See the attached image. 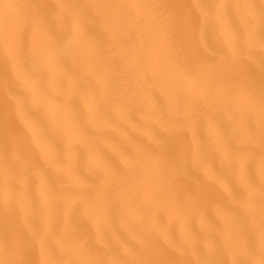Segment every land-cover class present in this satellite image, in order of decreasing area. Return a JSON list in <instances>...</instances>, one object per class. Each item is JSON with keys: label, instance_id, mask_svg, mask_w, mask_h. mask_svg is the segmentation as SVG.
<instances>
[{"label": "bare ground", "instance_id": "6f19581e", "mask_svg": "<svg viewBox=\"0 0 264 264\" xmlns=\"http://www.w3.org/2000/svg\"><path fill=\"white\" fill-rule=\"evenodd\" d=\"M15 3H40L48 6L46 30L21 25L17 39L19 56L17 71H9L10 87L5 88V52L0 22V197L4 184V145L15 138L20 152L17 167L28 175L25 185H17L13 212L7 227L28 240L25 258L33 264L76 258L72 240L86 241L101 247L98 229L108 246L124 252L133 250L144 258L170 261L172 264H195L209 247L223 245L222 232L226 218L224 209L232 207L234 194L242 181H251L257 188L260 175L261 145L259 112L244 110L240 114V129L220 109H205L192 117L178 114L168 95L152 77H141L131 102L125 100L120 85L113 92L115 100H102L103 82L100 74L84 59L87 39L98 29L84 27L85 37L69 46L58 65L50 63L45 46L50 35H62L60 26L62 3H111L113 0H12ZM162 6L158 11L170 21L171 30H179L187 44L199 48L203 38L209 45L222 48L224 30L243 36L244 10L235 5L261 0H136ZM216 5H229L224 10ZM164 30L155 35L145 31L124 34L117 38L140 47L153 46L163 53ZM100 43L114 44L105 33ZM257 62L241 65L235 78L254 86L257 96L261 86ZM118 102H121L118 104ZM177 121L178 126L171 127ZM255 131L254 143H247L246 133ZM143 146L153 154L167 157L178 154L183 169L175 175L179 195L173 200L168 188L160 183L155 194L144 201L140 211L112 212L107 217L90 206L96 193L88 185L99 182L110 162L134 154ZM223 148L251 154L243 176L227 166ZM134 179V178H133ZM148 179L147 177L145 178ZM47 187L59 191L81 193L72 208L58 202L54 219L49 220L42 201ZM191 196V198H189ZM111 205L115 193L104 195ZM26 223L35 233L28 232ZM233 226L242 243L254 239L246 214L237 210ZM6 225L0 205V241ZM230 261L227 251L219 257ZM256 258H259L257 242Z\"/></svg>", "mask_w": 264, "mask_h": 264}, {"label": "snow or ice", "instance_id": "6c2138e0", "mask_svg": "<svg viewBox=\"0 0 264 264\" xmlns=\"http://www.w3.org/2000/svg\"><path fill=\"white\" fill-rule=\"evenodd\" d=\"M61 10L60 26L62 35H50L45 46L48 61L58 65L62 56L68 54L69 46L77 39L85 37L84 27L95 25L98 29L94 36L87 39L85 62L100 74L103 89L102 100H115L113 95L117 85L124 90L125 100L131 102L136 94L141 77H152L168 95L170 104L178 114L192 117L203 113L205 109H220L240 129V114L246 109L259 112L258 133L261 145L260 175L262 183L257 186L251 181H242L241 190L232 198V207L224 209L226 223L222 232L223 245L209 247L195 264H264V0L259 5L245 3L234 7L244 10V33L224 30L225 44L222 48L209 45L203 38L199 48H193L185 41L182 32L171 30L170 21L159 13L162 6L136 0H113L111 3H62L56 6ZM224 10L229 5H216ZM48 6L40 3H15L12 0H0V22H2V40L5 52V88L10 87L9 71H17L19 41L17 39L21 25L29 22L34 28L46 30ZM164 30L165 48L163 53L153 46L140 47L120 39L124 34L145 31L155 35ZM113 37L112 46H103L101 37L105 34ZM259 50L261 86L259 95L253 85L235 78V72L241 65L257 62ZM121 102H118V104ZM171 127L178 126L177 121ZM256 139L255 131L249 129L246 141L251 144ZM225 162L234 173L243 176L246 162L251 154L242 150L222 149ZM20 152L15 138H9L4 145V184L0 197L6 225L3 240L0 241V264H33L25 258L28 240L19 232L7 227L13 212L17 185H25L28 175L23 167H17ZM184 161L178 154L167 157L153 154L143 146L134 154L122 156L116 162H110L99 182L88 185L87 190L96 193V200L90 206L106 217L112 212H138L144 201L155 194V189L163 183L175 200L179 195L175 184V175L183 169ZM148 178L147 180L145 178ZM134 178V179H133ZM115 193L111 205L104 195ZM81 193L59 191L45 187L42 201L48 219H54L58 202L63 201L69 209L81 198ZM191 198V196L189 197ZM237 210H243L250 225L254 239L242 243L239 233L233 226ZM28 232L33 236L30 226ZM97 241L101 247L90 245L86 241L72 240L76 258L63 261L46 260L44 264H172L170 261L144 258L130 249L124 252L111 249L98 229ZM257 242L259 258H256ZM227 251L231 259L225 261L219 257Z\"/></svg>", "mask_w": 264, "mask_h": 264}]
</instances>
